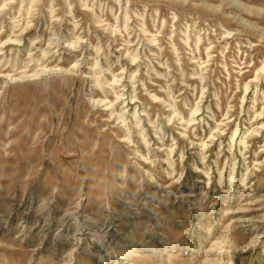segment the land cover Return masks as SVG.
I'll return each mask as SVG.
<instances>
[{"label":"rangeland","instance_id":"rangeland-1","mask_svg":"<svg viewBox=\"0 0 264 264\" xmlns=\"http://www.w3.org/2000/svg\"><path fill=\"white\" fill-rule=\"evenodd\" d=\"M0 264H264V0H0Z\"/></svg>","mask_w":264,"mask_h":264}]
</instances>
